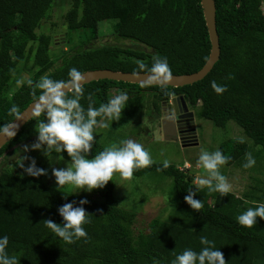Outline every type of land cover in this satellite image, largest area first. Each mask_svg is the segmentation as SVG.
I'll return each instance as SVG.
<instances>
[{"label": "trees", "instance_id": "trees-1", "mask_svg": "<svg viewBox=\"0 0 264 264\" xmlns=\"http://www.w3.org/2000/svg\"><path fill=\"white\" fill-rule=\"evenodd\" d=\"M214 1L220 57L202 81L174 88L100 80L82 86L81 105L85 109L89 104L98 108L107 102L112 89L147 91L159 102L183 97L190 108H198L200 118L219 128L233 121L255 146L264 150V0ZM72 2L65 16L69 32L90 34L83 35L56 65L49 58L50 37L36 32L54 0H0V126L10 125L37 100L41 89L36 85L45 75L67 81L71 68L82 74L96 70L133 73L137 61L150 66L156 55L167 58L172 75H190L200 71L210 57L211 42L201 0ZM109 20L115 22L116 35L111 42L98 43V25ZM21 62H32L39 70L34 82L12 93ZM213 80L226 85L227 91L217 95L210 87ZM72 94L73 90L67 93ZM13 106L18 115L10 114ZM41 118L43 115L29 121L0 149V156ZM103 149L94 142L89 158ZM219 150L230 157L226 166L239 167L248 146L240 139H231L223 142ZM60 156L70 161L66 153ZM147 174L170 179V193L177 211L185 208L190 214L186 218L174 213L170 220L156 219L150 224L149 233L135 236L131 229L135 214L120 208L113 194V181L94 190L97 199H91L45 185L39 179L1 172L0 236L8 237L7 253L15 255L19 264H153V260L170 264L184 249L198 252L203 247L200 237L204 236L222 252L225 264H264V220L257 218L251 228L236 221L249 207L264 203V193L257 199L244 194L242 204L230 192L223 196L208 193L171 164L165 168L163 164L152 163L133 172L137 177ZM187 191H194V199L203 202L198 211L185 203ZM81 199L88 201L83 207L92 215L84 225L87 239L65 244L42 222L52 220L62 224L57 209L71 202L78 206Z\"/></svg>", "mask_w": 264, "mask_h": 264}, {"label": "clouds", "instance_id": "clouds-1", "mask_svg": "<svg viewBox=\"0 0 264 264\" xmlns=\"http://www.w3.org/2000/svg\"><path fill=\"white\" fill-rule=\"evenodd\" d=\"M136 63L137 67L132 75L136 77L143 74L145 77L143 84L155 83L163 86L173 78L166 57L153 56L150 66L142 61ZM68 77L67 81L53 80L45 75L38 81L36 86L41 89V93L35 102L33 115L36 118L43 115V119H37L35 124V142L23 148L25 153L30 149L42 151L45 158L52 157L53 153L67 154L70 162L65 167L51 169L57 189L66 187L90 193L103 189L112 181L114 173H119L122 178L130 179L134 170L151 166L153 161L150 152L144 145L131 138L121 140L119 145L112 144L105 147L89 158L95 142L94 127L97 125L106 127L107 124L101 123L104 120L119 121L127 105L128 94L119 92L106 103H101L98 108L89 104L85 109L80 103L83 95V89L80 86L83 80L82 73L76 68H71ZM31 83L29 81V84ZM69 86L73 90L71 96L66 94ZM210 87L217 95L227 91L226 85L217 84L215 80L210 82ZM165 94L171 95L168 92ZM10 114L18 115L15 106L10 109ZM97 117H100L101 121H98ZM15 132L10 130L9 125L0 126V137H14ZM245 159L246 163L242 165L244 168L255 165V159L250 153L246 154ZM25 160L29 161L27 167L23 163ZM229 160L230 157L218 149L213 151L201 149L195 166L202 167L206 174L198 179V185L206 188L208 193H219L222 196L229 193L232 186L220 171ZM163 166L168 167L167 160L163 162ZM19 167L30 177L38 178L47 175L46 170L38 168L35 159L28 156L21 157ZM194 196H196L194 191H187L184 201L193 211H198L203 207V202L194 199ZM87 203L86 199H81L78 206L75 202L60 206L57 211L62 218V224L52 220H44L42 223L65 244H73L80 238L86 240L87 233L84 225L90 222L89 217L92 216L83 207ZM257 218L264 220V203H259L254 208L249 207L236 217V221L245 228H251L256 224ZM8 243L6 235L0 236V264H19L15 255L9 256L7 253ZM200 244L203 247L198 252L190 248L184 249L171 260L170 264H225L222 252L214 246L212 241L201 236ZM153 264H159V262L153 260Z\"/></svg>", "mask_w": 264, "mask_h": 264}, {"label": "rangeland", "instance_id": "rangeland-1", "mask_svg": "<svg viewBox=\"0 0 264 264\" xmlns=\"http://www.w3.org/2000/svg\"><path fill=\"white\" fill-rule=\"evenodd\" d=\"M72 0H54V4L47 17L41 22L36 31L38 35L50 37L49 58L57 65L63 54L72 46L79 43L83 35L88 31L69 32L65 16L72 8ZM264 14V3L262 4ZM115 22L112 20L99 23L96 37L97 42L104 44L113 40L116 35L114 31ZM38 68L32 62H21L14 77L15 84L11 92H15L21 86L34 82ZM138 91V90H137ZM119 90L112 89L109 99L117 95ZM128 94V102L121 113L119 121L104 120L101 123L106 127L97 126L94 132V141L104 148L112 144L119 145L121 140L131 138L150 152L153 163L168 164L176 166L179 170L193 178L194 184L198 185L199 178L204 176L205 170L196 167L195 161L201 149L209 151L219 150L220 145L231 139H240L248 146L246 154L250 153L255 159V165L251 168H244L245 156L242 157L236 166H222L220 171L227 177L231 184L230 193L236 195L244 204V194H250L252 198H259L264 193V150L255 146L241 128L233 121L227 123L225 128L216 127L209 120L198 116V108H191L194 112L196 127V144L182 146L179 140L165 141L162 134V119L169 116L172 111L171 100L159 102L155 96L147 91H123ZM156 103V104H155ZM171 105L169 109L167 106ZM43 119V118H41ZM37 121L24 133V135L11 148L0 156V173L10 171L16 176L39 179L43 184L57 188L54 177L51 175L52 167L63 168L70 161L63 159L60 154L53 153L52 157H44L42 151L29 150L23 152L25 145H31L36 140L34 127ZM34 158L38 168L45 169L46 176L38 178L24 174L19 167L21 157ZM56 157V158H55ZM27 167L29 161H23ZM114 197L121 209L135 214V220L131 227L133 234H147L150 231V224L156 219L162 221L170 220L172 214L186 218L189 216L187 209H176L171 196L172 181L164 179L161 175L147 174L142 177L132 176L130 179L122 178L119 173L113 174ZM199 186V185H198ZM71 194L81 197L97 199L92 192H84L79 189L59 188ZM80 191L79 193H77ZM248 205V204H246ZM176 210V212H175ZM172 221V220H171Z\"/></svg>", "mask_w": 264, "mask_h": 264}, {"label": "water", "instance_id": "water-1", "mask_svg": "<svg viewBox=\"0 0 264 264\" xmlns=\"http://www.w3.org/2000/svg\"><path fill=\"white\" fill-rule=\"evenodd\" d=\"M201 5L203 8L204 16L206 25L208 28L210 42H211V54L204 65V67L193 74L190 75H172V80L167 82L165 85L161 86L159 84H143L145 77L143 74L140 76L134 77L132 73H120V72H113L110 70H96V71H89L83 73V80L80 82V86H84L91 82L100 81V80H110V81H117V82H125L137 85H145V86H158V87H184L187 85H192L199 81H202L213 69L214 65L217 63L220 57V43H219V36L216 28V6L214 0H201ZM72 91V87L69 86L67 92ZM36 102V101H35ZM33 102L29 105L18 117L9 125L10 130L16 131V137L24 126L34 119L33 115V108L35 105ZM172 108L174 113L178 117V120H181L184 117H190L191 119L194 118L193 113H189L184 115L188 110V104L186 103L183 97H176L173 98L172 101ZM171 106V105H170ZM162 134L165 141H172L177 140V128L176 122L174 117H166L162 120ZM14 137H0V149L9 143Z\"/></svg>", "mask_w": 264, "mask_h": 264}, {"label": "flooded vegetation", "instance_id": "flooded-vegetation-1", "mask_svg": "<svg viewBox=\"0 0 264 264\" xmlns=\"http://www.w3.org/2000/svg\"><path fill=\"white\" fill-rule=\"evenodd\" d=\"M167 107L171 109L170 104ZM172 111L173 112H171L170 115L167 117H174V120L176 122V128H177V137H178L177 140L181 142L182 146L196 144L195 119L194 118L191 119L190 117H184L181 120H178L179 116L175 115L173 108H172ZM190 112L193 113L194 115V112L191 110L190 106H188V110L184 115L189 114ZM161 127H162V124H161Z\"/></svg>", "mask_w": 264, "mask_h": 264}]
</instances>
